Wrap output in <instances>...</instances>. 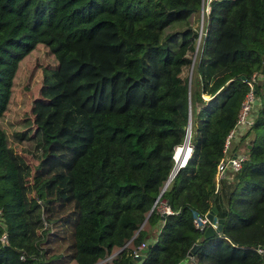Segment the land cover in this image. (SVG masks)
I'll use <instances>...</instances> for the list:
<instances>
[{"label":"trees","instance_id":"obj_1","mask_svg":"<svg viewBox=\"0 0 264 264\" xmlns=\"http://www.w3.org/2000/svg\"><path fill=\"white\" fill-rule=\"evenodd\" d=\"M33 58V118L8 134ZM254 73L251 126L228 150L248 158L217 187ZM189 113L192 150L158 198ZM212 208L221 234L201 242L193 213ZM0 209V264H179L196 242L187 264H261L264 0H0Z\"/></svg>","mask_w":264,"mask_h":264},{"label":"built area","instance_id":"obj_2","mask_svg":"<svg viewBox=\"0 0 264 264\" xmlns=\"http://www.w3.org/2000/svg\"><path fill=\"white\" fill-rule=\"evenodd\" d=\"M206 8V11H205ZM203 7V12H202V17L205 12H208L209 7ZM202 33V30H200V34ZM258 75H256V73L252 74L251 80L248 81V85H249V90L246 93L244 99L241 102L240 105V109L238 112V116H237V121L235 126L228 132L225 140H224V146H223V154L221 159L219 160V162L217 163L216 166V171H215V181H216V185L217 187L220 186L221 181L223 178L226 177L227 171L231 170V171H237L241 168L242 163L247 160L248 156L244 153H232L230 154L228 152L229 147L231 145L232 142L237 141V139L243 135L244 133H246V131L248 130V128L251 126V118L250 116L252 115V111H253V104L256 102V97H255V91L253 88L254 82L256 81ZM188 155H186L185 157H183L181 159L180 162L176 161L174 158V154H173V159H174V164L176 165L175 169L170 172V180L174 177V175L176 174V172L178 171V169L180 167H183L187 161V158L192 150V146L190 144V141H188ZM182 146V145H181ZM176 149V148H175ZM174 166V165H173ZM173 169V168H172ZM158 201V199H156L155 203ZM160 210L161 212H163L164 214H169L171 213V209L165 204V202H163L162 200L160 201ZM2 212L0 209V218H1ZM218 216L216 213V210L212 211V209L207 210L205 213L200 214L197 212L193 213V217H192V223L194 225V227L198 230H200L201 232L204 231L207 227H211L213 229H216L218 226ZM0 239L2 241H6V236L5 234H2ZM143 246H145V242H142L138 248H142ZM255 250L263 255V261L261 264H264V248L263 247H256ZM134 257H137L138 254V250H135L133 252Z\"/></svg>","mask_w":264,"mask_h":264},{"label":"rangeland","instance_id":"obj_3","mask_svg":"<svg viewBox=\"0 0 264 264\" xmlns=\"http://www.w3.org/2000/svg\"><path fill=\"white\" fill-rule=\"evenodd\" d=\"M205 11H206V8H205ZM203 21H204V18L202 17L201 11L199 13L194 14L190 18V23L193 25L194 28L198 30V32H200V30H202L203 28ZM35 62H36V59L33 58L31 61V64L29 62L21 70L20 76L17 81L16 90L13 92V95H12L13 98H12L9 112L6 114L4 121H3V127L8 134L12 132H22L25 129V127H27L28 125L27 123L31 122L33 118V115L31 112V106H32V102L34 99L33 95L36 92L33 90L35 92L33 94L32 91H30V89L33 88L34 85L35 86L39 85L41 81L39 77L38 79H36L34 82L30 84L29 82H27V79H28L30 72L32 71V67H33L32 63L34 64ZM41 63L44 64L45 60H42ZM191 71H192V66L190 69L189 78L191 76ZM31 78H33V75L31 76ZM242 150H244L243 147H242ZM16 151H18L17 148H16ZM21 156L23 157L25 162L31 167V169H33V165L36 163V160L32 159L31 156L25 155L23 153H21ZM159 205H160V201H159ZM159 205L158 207L160 208ZM69 264H75V263L72 262Z\"/></svg>","mask_w":264,"mask_h":264},{"label":"water","instance_id":"obj_4","mask_svg":"<svg viewBox=\"0 0 264 264\" xmlns=\"http://www.w3.org/2000/svg\"><path fill=\"white\" fill-rule=\"evenodd\" d=\"M202 9H203V6H202ZM189 134H190V113H189V117H188V133H187V135H186L185 141H186L187 137H188V140H189ZM185 141H184L183 145L185 144ZM183 145H182V146H183ZM187 146H188V145H187ZM187 146H186V148H187ZM249 146H250V144L248 145V147H249ZM175 167H176V165L174 164L172 171L175 169ZM169 182H170V175L168 176V178H167V180H166L164 186L162 187V190H161V192L159 193L158 198L160 197L161 193L165 190V188L167 187V185L169 184ZM158 198H157V199H158ZM153 206H154V205H153ZM214 210H215V208H212V211H214ZM163 217H164V214L162 215V218H163ZM222 223H223V219H222V218H219V219H218V226H217V228H216V229H213V228H211V227H207V228H206L204 231H202V233L200 234L199 240L202 242V241H204L205 239H208V238H211V237H213V236H215V235H219V234H221ZM200 246H201V243H198V242L194 243V244L190 247V249H189V251H188V253H187V256H186L183 260H181V261L179 262V264H187L189 258H190L191 256L194 255V253L198 250V248H200ZM121 249H122V248H121ZM121 249H119L118 251H120ZM136 259L138 260L139 257H137Z\"/></svg>","mask_w":264,"mask_h":264},{"label":"bare ground","instance_id":"obj_5","mask_svg":"<svg viewBox=\"0 0 264 264\" xmlns=\"http://www.w3.org/2000/svg\"><path fill=\"white\" fill-rule=\"evenodd\" d=\"M188 141L189 140L187 137L185 144L183 146L177 147L176 152H175V156H174L176 161L180 162L183 157L188 155V149L186 148V146L189 145Z\"/></svg>","mask_w":264,"mask_h":264},{"label":"crops","instance_id":"obj_6","mask_svg":"<svg viewBox=\"0 0 264 264\" xmlns=\"http://www.w3.org/2000/svg\"><path fill=\"white\" fill-rule=\"evenodd\" d=\"M247 141V140H246ZM249 145V144H248ZM235 147V146H234ZM233 147V148H234ZM242 145H239L238 147H236V150H235V152L234 153H242L244 150H242ZM244 148V147H243ZM225 183H223V185H224ZM225 187H227L228 188V186L225 184ZM216 210V209H215ZM216 213H217V211H216Z\"/></svg>","mask_w":264,"mask_h":264},{"label":"clouds","instance_id":"obj_7","mask_svg":"<svg viewBox=\"0 0 264 264\" xmlns=\"http://www.w3.org/2000/svg\"><path fill=\"white\" fill-rule=\"evenodd\" d=\"M201 12H203V9H201ZM200 33V32H199ZM198 44H199V39H198ZM175 152V151H174ZM190 155V154H189ZM189 157V156H188Z\"/></svg>","mask_w":264,"mask_h":264}]
</instances>
